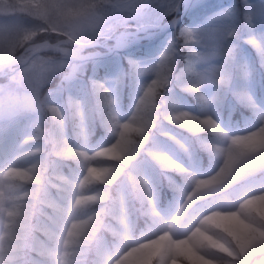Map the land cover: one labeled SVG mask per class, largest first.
<instances>
[{
    "label": "snow or ice",
    "instance_id": "snow-or-ice-1",
    "mask_svg": "<svg viewBox=\"0 0 264 264\" xmlns=\"http://www.w3.org/2000/svg\"><path fill=\"white\" fill-rule=\"evenodd\" d=\"M0 264H264V0H0Z\"/></svg>",
    "mask_w": 264,
    "mask_h": 264
},
{
    "label": "trees",
    "instance_id": "trees-1",
    "mask_svg": "<svg viewBox=\"0 0 264 264\" xmlns=\"http://www.w3.org/2000/svg\"><path fill=\"white\" fill-rule=\"evenodd\" d=\"M221 2H224V0H221ZM58 82V81H57Z\"/></svg>",
    "mask_w": 264,
    "mask_h": 264
}]
</instances>
